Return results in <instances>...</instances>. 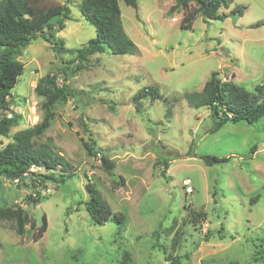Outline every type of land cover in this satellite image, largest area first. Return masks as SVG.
I'll use <instances>...</instances> for the list:
<instances>
[{"label": "rangeland", "instance_id": "obj_1", "mask_svg": "<svg viewBox=\"0 0 264 264\" xmlns=\"http://www.w3.org/2000/svg\"><path fill=\"white\" fill-rule=\"evenodd\" d=\"M176 2L138 0L136 9L120 0L124 27L138 46L135 54L106 51L80 61L71 52L58 54L42 36L23 51L19 60L25 70L12 89L18 103L11 106L22 121L9 136L0 135V149L44 120L46 97L38 85L47 75H57L63 84L67 68V82L77 95L58 100L50 125L32 139L61 153L74 175L61 185L47 180L38 203L28 201L36 191L30 178L0 176V208L22 209L30 219L22 235L12 221L0 222V264H121L126 252L132 264H171L168 254L181 264H264L259 253L264 250V117L212 131L210 110L185 97L202 90L215 71L249 90L264 81V0H232L220 9L222 18L205 21L199 15L190 29L181 27L182 7L170 12ZM81 3L34 1L39 10L71 8V18L57 27V37L69 48L97 36ZM82 64L86 68L77 70ZM150 85L166 99L145 98L138 112L134 97ZM205 155L231 159L208 165ZM189 180L192 192L186 189ZM89 182L114 211L126 214L123 224H94L84 203ZM43 216L48 228L36 240ZM222 227L225 237H208ZM155 231L167 254L154 247Z\"/></svg>", "mask_w": 264, "mask_h": 264}, {"label": "trees", "instance_id": "obj_2", "mask_svg": "<svg viewBox=\"0 0 264 264\" xmlns=\"http://www.w3.org/2000/svg\"><path fill=\"white\" fill-rule=\"evenodd\" d=\"M34 1L0 0V135L3 136H9L11 128L22 121V115L11 110V106L18 103L13 98L12 89L17 85L25 70V65L19 57L34 38L42 36L53 45L58 54L71 52L76 54L80 61H88L91 55L106 51L121 55L135 54L138 51L137 44L124 27L120 0H82L81 12L95 25L97 36L80 48L66 47L63 40L57 37V27L63 28L64 19L71 18V8L64 5L39 10ZM231 1L177 0L170 12L182 7L184 16L181 27L190 29L199 15H202L205 21L222 18L225 14H221L220 9L222 6L228 8ZM124 2L138 9V0H124ZM57 13L62 15L59 24L49 23L48 20ZM85 68L86 66L82 64L77 67V70ZM63 71L66 75L63 84H59L57 75L52 77L47 75L38 85L39 92L46 97L45 104L48 113L44 120L34 127L20 131L15 135L13 144L0 149V176H5L12 181H26L30 178L36 190L35 195L28 196V201L32 203L40 202L41 191L46 188L47 180L61 185L74 175V171H71L72 166L61 153L55 151L47 143L38 144L32 139L43 133L44 129L50 125L51 108L58 100H67L77 95L67 82V68H63ZM219 75L220 71L213 72L202 90L185 93L190 105L196 108L206 107L210 110L213 118L212 131H217L229 122L254 124L264 117V81L257 84L253 90H249L233 81H224ZM148 97L166 99L158 86H146L134 97L138 112L142 110V100ZM9 113L12 116H9ZM167 114L172 115L171 108H168ZM84 145L89 153H94V148L89 143L86 142ZM202 157L208 165L226 163L231 159V157L215 155ZM109 167L111 169L112 165ZM33 168L45 170L48 174H38L32 170ZM161 174L166 175L165 170H162ZM86 187L90 198L84 203L94 224L104 225L109 220H115L119 224L125 222L126 214L114 211L94 182L87 183ZM22 212V209L15 211L0 208V222L12 221L17 233L22 235L26 232V225L30 222L29 217ZM37 226V222L32 220L31 229ZM47 228V217L43 216L42 224L33 234L36 240L43 237ZM224 229L222 227L217 232L210 231L208 237L216 233L223 238L226 236L223 233ZM154 234L156 237L154 247H160V250L167 254L166 248L159 243V233L155 231ZM259 253H264V250ZM166 259L171 264H181L177 256L168 254ZM255 259L258 260L259 257L255 256ZM121 264H132V256L129 252L124 254Z\"/></svg>", "mask_w": 264, "mask_h": 264}, {"label": "water", "instance_id": "obj_3", "mask_svg": "<svg viewBox=\"0 0 264 264\" xmlns=\"http://www.w3.org/2000/svg\"><path fill=\"white\" fill-rule=\"evenodd\" d=\"M60 16H61V13L54 14V15L48 20V22H49V23H52V24H56V23L58 22ZM237 17H238L237 15H232L233 21L236 20Z\"/></svg>", "mask_w": 264, "mask_h": 264}, {"label": "built area", "instance_id": "obj_4", "mask_svg": "<svg viewBox=\"0 0 264 264\" xmlns=\"http://www.w3.org/2000/svg\"><path fill=\"white\" fill-rule=\"evenodd\" d=\"M9 116H12V114L11 113H9ZM186 183V185H187V191H189V192H192L193 191V188H192V186H190V180H189V182L187 181V182H185Z\"/></svg>", "mask_w": 264, "mask_h": 264}]
</instances>
